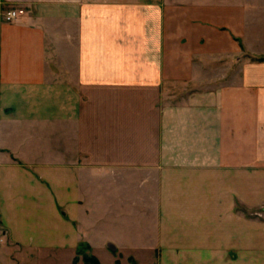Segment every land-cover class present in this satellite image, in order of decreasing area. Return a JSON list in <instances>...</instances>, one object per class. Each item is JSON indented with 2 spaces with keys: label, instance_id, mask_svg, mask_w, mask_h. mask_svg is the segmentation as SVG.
<instances>
[{
  "label": "crops",
  "instance_id": "0c3cea01",
  "mask_svg": "<svg viewBox=\"0 0 264 264\" xmlns=\"http://www.w3.org/2000/svg\"><path fill=\"white\" fill-rule=\"evenodd\" d=\"M256 2L0 0V12L25 11L0 19V264L27 250L71 255L90 238L79 226L78 166H89L92 218L95 190L114 178L94 173L104 158L78 155L79 131L98 125L95 102L103 125L124 124L115 103L129 101L136 134L142 99L157 102L156 155L147 168L139 151L129 162L133 194L122 173L117 183L133 195L135 228L158 264H264V51L249 44L263 20Z\"/></svg>",
  "mask_w": 264,
  "mask_h": 264
},
{
  "label": "rangeland",
  "instance_id": "374dc122",
  "mask_svg": "<svg viewBox=\"0 0 264 264\" xmlns=\"http://www.w3.org/2000/svg\"><path fill=\"white\" fill-rule=\"evenodd\" d=\"M256 1L253 13L255 15L260 14L263 20L260 23L254 22L255 28L251 32L249 44L255 47V49L264 51V0ZM95 103H97V106H95L94 113L97 117L98 125L94 127L92 135L86 133L85 127L79 131L78 140L80 147H78V155L85 157L87 154H90L95 162H101L100 158H104L107 163L94 165L95 168L96 166L98 167V169L94 170V173L96 170L99 173H107L114 180L110 181L107 178V180L99 183H103L104 190L101 191V188L98 191L95 190L97 193L93 197L92 218L91 211H86L84 196L86 184L84 181L86 175L85 168L89 166L85 164L78 166L81 169V188H83V199L81 202L83 213L79 226L84 234L88 233L90 238L88 240L83 239L71 255L62 253L55 254L54 256L53 254L50 255L49 252L27 250L15 253L14 259L16 261L10 259L9 264H158L155 246H152L149 243V239H146L140 233L139 228H135V224L139 225V223L135 222L137 213L133 195L119 189L117 183V175L118 173H122L126 179L124 180V184L126 187L131 185L129 191L133 194L135 180V170L133 167L135 165L129 164V162L133 160L134 154L139 151L142 158L141 168H147L149 166V158L156 155L158 111H154V106H157L155 104L157 102L142 99L140 103L142 124L140 126L136 125V134L127 127L132 126L133 128L132 121H136L137 124L138 116L136 115L135 118L132 115L135 113L133 112V102L120 101L121 105H125L124 107H119L115 103L116 107L114 109H119L116 115L120 119L121 124L124 123L120 126L116 125V119H114L115 121L113 120L114 125L112 126L109 118L106 124L103 125V121H101L103 115L100 107L101 102ZM162 103L158 102L159 106ZM135 140L142 141L140 150H135L131 147ZM148 201L147 203L149 204ZM86 212L89 216L87 220L90 226L87 230ZM145 215L149 219L150 214ZM253 215L258 217L263 216L259 212H255ZM91 229L93 230L92 232ZM1 236H3V230L0 228Z\"/></svg>",
  "mask_w": 264,
  "mask_h": 264
},
{
  "label": "built area",
  "instance_id": "2783aa9c",
  "mask_svg": "<svg viewBox=\"0 0 264 264\" xmlns=\"http://www.w3.org/2000/svg\"><path fill=\"white\" fill-rule=\"evenodd\" d=\"M25 14L23 9L10 8L0 12V19L7 24L13 23Z\"/></svg>",
  "mask_w": 264,
  "mask_h": 264
},
{
  "label": "trees",
  "instance_id": "16d2710c",
  "mask_svg": "<svg viewBox=\"0 0 264 264\" xmlns=\"http://www.w3.org/2000/svg\"><path fill=\"white\" fill-rule=\"evenodd\" d=\"M262 61H264V60H262Z\"/></svg>",
  "mask_w": 264,
  "mask_h": 264
}]
</instances>
